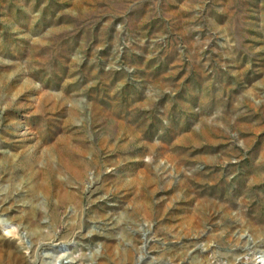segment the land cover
<instances>
[{
  "label": "rangeland",
  "instance_id": "1",
  "mask_svg": "<svg viewBox=\"0 0 264 264\" xmlns=\"http://www.w3.org/2000/svg\"><path fill=\"white\" fill-rule=\"evenodd\" d=\"M262 259L264 0H0V264Z\"/></svg>",
  "mask_w": 264,
  "mask_h": 264
},
{
  "label": "bare ground",
  "instance_id": "2",
  "mask_svg": "<svg viewBox=\"0 0 264 264\" xmlns=\"http://www.w3.org/2000/svg\"><path fill=\"white\" fill-rule=\"evenodd\" d=\"M18 248H19V247H18ZM21 248H22V247H21ZM24 249H25V248H24ZM27 259H28V258H27ZM27 259H26V260H27ZM28 260H29V259H28ZM4 261H5V259H4ZM261 261H262V264H264V259H262ZM12 263H13V262H12Z\"/></svg>",
  "mask_w": 264,
  "mask_h": 264
}]
</instances>
